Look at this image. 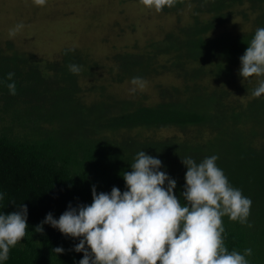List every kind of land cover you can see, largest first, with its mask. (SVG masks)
<instances>
[{
    "label": "trees",
    "instance_id": "1",
    "mask_svg": "<svg viewBox=\"0 0 264 264\" xmlns=\"http://www.w3.org/2000/svg\"><path fill=\"white\" fill-rule=\"evenodd\" d=\"M183 5L197 11L191 23L144 49L113 53L106 78L94 77L98 63L78 49L64 48L60 60L42 62L10 41L0 46V213L26 205L28 224L0 264H78L83 253L73 248L80 238L49 224L42 232L36 227L48 213L58 219L70 204H91L93 186L97 193L125 191L123 172L131 171L141 150L162 161L160 170L176 180L181 203L187 171L181 160L200 163L216 155L229 184L252 201L247 223L222 217L224 246L240 254L251 248L248 264H264V94H252L264 76L239 75V58L264 28V0H176L163 10ZM234 13L252 15L250 28L230 30ZM72 64L80 66L78 74L69 70ZM163 71L180 82L158 89L155 102L110 91L113 84ZM10 72L15 95L7 87ZM92 78L83 88L81 81ZM84 92L96 96L87 99ZM162 128L176 132L155 135ZM56 247L64 253L53 252Z\"/></svg>",
    "mask_w": 264,
    "mask_h": 264
},
{
    "label": "clouds",
    "instance_id": "2",
    "mask_svg": "<svg viewBox=\"0 0 264 264\" xmlns=\"http://www.w3.org/2000/svg\"><path fill=\"white\" fill-rule=\"evenodd\" d=\"M34 2L43 6L46 0ZM141 3L161 12L174 7L176 0ZM21 27L17 25V30ZM239 59L242 78L264 76V28L256 30ZM69 70L78 74L81 68L72 64ZM13 77L14 73H8L10 95L16 94ZM131 83L143 87L145 82L134 77ZM252 94H264V81ZM217 159L213 155L200 163L192 158L181 160L187 169L181 203L174 193L176 180L160 170L162 161L141 150L131 171L123 172L125 191L113 187L110 193H97L93 186L91 204H70L58 219L48 213L36 228L42 232V225L49 224L65 236L80 238L73 248L83 253L78 264H248L251 248L240 254L229 253L224 246L222 217L247 223L252 201L229 184ZM3 198L0 193V200ZM27 228L26 205L9 214L0 213V261L8 259L10 248L23 240ZM64 251L62 247L53 249L56 254Z\"/></svg>",
    "mask_w": 264,
    "mask_h": 264
},
{
    "label": "rangeland",
    "instance_id": "3",
    "mask_svg": "<svg viewBox=\"0 0 264 264\" xmlns=\"http://www.w3.org/2000/svg\"><path fill=\"white\" fill-rule=\"evenodd\" d=\"M194 12L197 11L191 5L157 12L146 8L141 0H46L43 6L36 5L34 0H0V46L10 41L13 47L35 52L42 62L60 60L64 48L78 49L89 61L98 63L93 68L94 77L106 78L105 69L111 64L109 56L135 52L162 40L167 32L191 23ZM252 19V15L243 19L234 13L226 25L238 32L249 29ZM17 25L22 27L17 30ZM13 31L15 35H10ZM142 80L143 87L126 80L113 84L110 91L124 97L143 94L147 102H155L159 98L158 89H169L171 84L180 82L167 71ZM48 81L56 83L52 77ZM92 81L93 78L81 81L82 87ZM84 94L87 99L96 96L91 92ZM175 132L174 128H162L155 135Z\"/></svg>",
    "mask_w": 264,
    "mask_h": 264
}]
</instances>
